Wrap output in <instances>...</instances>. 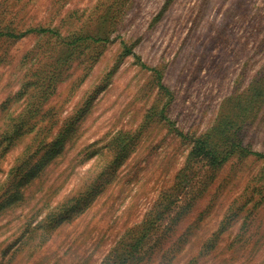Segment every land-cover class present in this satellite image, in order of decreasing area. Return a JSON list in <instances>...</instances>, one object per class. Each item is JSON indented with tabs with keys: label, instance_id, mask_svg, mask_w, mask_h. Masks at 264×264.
<instances>
[{
	"label": "rangeland",
	"instance_id": "rangeland-1",
	"mask_svg": "<svg viewBox=\"0 0 264 264\" xmlns=\"http://www.w3.org/2000/svg\"><path fill=\"white\" fill-rule=\"evenodd\" d=\"M0 264H264V0H0Z\"/></svg>",
	"mask_w": 264,
	"mask_h": 264
},
{
	"label": "trees",
	"instance_id": "trees-1",
	"mask_svg": "<svg viewBox=\"0 0 264 264\" xmlns=\"http://www.w3.org/2000/svg\"><path fill=\"white\" fill-rule=\"evenodd\" d=\"M32 29L27 30L26 32ZM41 32L49 31L50 29L45 27H39L37 29ZM26 32H22L19 34H13V36L20 37L23 36ZM132 52V47L127 48V52ZM136 55L135 53H133ZM153 71L157 74L159 81L162 78L161 73L156 69L152 68ZM161 87L167 92L169 90L165 87ZM250 91L254 96L257 94H261L262 90L260 86L253 85L250 87ZM232 97V96H231ZM228 98V105L224 107L222 111H220L219 116L215 120L214 124L210 126L204 133L199 135L198 137H192L191 140L193 142L190 154L188 157L193 156L194 160H204L210 165L211 169L214 171L218 169L220 166L226 162V160L235 152H241L242 154H249L253 151L248 149L240 140L239 135L237 134L238 127L237 124L242 122L247 116L251 107L253 97L245 96V97H236V101H232V99ZM236 106H238V110L235 111ZM22 126V121L14 124V127L6 132L4 137L11 138V136L18 133L19 129ZM61 137V136H60ZM59 140L51 142V145L58 144ZM255 154L262 155L260 152H255ZM39 161L35 164L31 169H27L25 167L26 162H24V166L18 165L10 170V180L14 182L15 176L20 174L22 171L25 172L24 175L29 174L34 171L36 167L39 165ZM22 164V163H21ZM23 169V170H22ZM209 246H213V243L209 241ZM105 263V262H104Z\"/></svg>",
	"mask_w": 264,
	"mask_h": 264
}]
</instances>
